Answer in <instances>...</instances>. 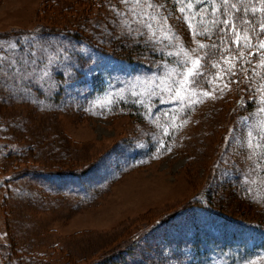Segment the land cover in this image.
I'll list each match as a JSON object with an SVG mask.
<instances>
[{"label": "rangeland", "instance_id": "374dc122", "mask_svg": "<svg viewBox=\"0 0 264 264\" xmlns=\"http://www.w3.org/2000/svg\"><path fill=\"white\" fill-rule=\"evenodd\" d=\"M153 3L0 0V264H264V0Z\"/></svg>", "mask_w": 264, "mask_h": 264}, {"label": "snow or ice", "instance_id": "6c2138e0", "mask_svg": "<svg viewBox=\"0 0 264 264\" xmlns=\"http://www.w3.org/2000/svg\"><path fill=\"white\" fill-rule=\"evenodd\" d=\"M180 0H177V3H179ZM201 2H206V0H201ZM210 2L214 3L215 0H210ZM121 3L124 5L125 8H131V9H138V8H148V9H154L158 7V5L153 3V0H121ZM225 5H227V0H224ZM191 6V5H189ZM113 7H115L113 5ZM181 12H184L185 9L181 7ZM212 11L215 12L216 8H212ZM149 15L147 11H143L142 13H138L136 11H132V16H138V15ZM117 15H121L120 10L117 9ZM150 19H156V17H150ZM166 19V18H165ZM125 24L131 25V20L128 16L124 17ZM227 23V21H225ZM147 28L150 32L155 34V29L153 28L152 24L149 22H145ZM261 29H264V23L260 25ZM129 30H131L129 28ZM161 34L162 35H169V33L164 32L163 28H161ZM195 36V32L193 33ZM235 40L237 41V44H240L241 37L240 35L236 34L234 31L233 33ZM171 39L172 37L169 36ZM178 40V38H177ZM243 42L245 46H250L255 49V45L250 44V38L248 36L243 37ZM261 48L264 49V40H258L257 41ZM175 43V41H174ZM10 46L12 48H17L19 45H17L14 41L9 42L5 40H0V46ZM197 44H200L199 41H197ZM264 55V53H261ZM178 56H180V62L177 63L174 67L168 68L166 66L165 72L162 76V83L163 81L171 80V86L164 87L161 92L154 91L152 94L154 95H160L163 94V92H167L169 97L174 100H185L187 99V102L189 105L200 102L199 96L197 95L198 92H203L205 96L212 95L211 92L206 91L203 88L197 87V81L201 78V73L204 72L203 68L200 64V57H189L187 55L181 56V54L178 52ZM251 55V53H249ZM241 57H238L240 59ZM225 59V58H221ZM14 63V62H13ZM229 67H234L235 65L231 61H227ZM261 63H264V60L261 61ZM190 65V66H189ZM214 67L216 65H213ZM206 73H204V77L206 78ZM217 76H220L221 73H216ZM153 76H155V73H153ZM208 83H215V81H208ZM261 91H264V84L261 85ZM173 93H175L173 95ZM195 97V99H193ZM262 105H264V95H261L260 97ZM151 103H149V107H151ZM261 113H264V107H261L259 109ZM248 147L252 149L254 152L256 149H261L262 152H264V119H262L259 123V131L255 134H253V131L250 129L248 132Z\"/></svg>", "mask_w": 264, "mask_h": 264}, {"label": "trees", "instance_id": "16d2710c", "mask_svg": "<svg viewBox=\"0 0 264 264\" xmlns=\"http://www.w3.org/2000/svg\"><path fill=\"white\" fill-rule=\"evenodd\" d=\"M250 5V1H248L247 4H237V2H233L231 9L234 7V11H237L236 14L233 13V15L235 16L234 20L240 18V25L248 26L250 29H252L253 27L254 29L256 27V22L255 20L253 21V17L247 15V11L245 9L248 8ZM261 23H264V21H262Z\"/></svg>", "mask_w": 264, "mask_h": 264}]
</instances>
